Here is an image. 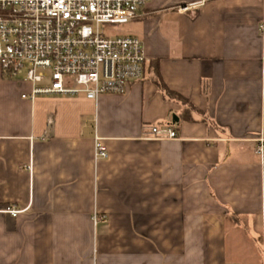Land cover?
<instances>
[{
  "label": "crops",
  "instance_id": "0c3cea01",
  "mask_svg": "<svg viewBox=\"0 0 264 264\" xmlns=\"http://www.w3.org/2000/svg\"><path fill=\"white\" fill-rule=\"evenodd\" d=\"M199 1L127 24L146 65L122 95L30 101L0 72V264H264V0L176 12Z\"/></svg>",
  "mask_w": 264,
  "mask_h": 264
},
{
  "label": "built area",
  "instance_id": "2783aa9c",
  "mask_svg": "<svg viewBox=\"0 0 264 264\" xmlns=\"http://www.w3.org/2000/svg\"><path fill=\"white\" fill-rule=\"evenodd\" d=\"M150 0H0V72L4 79L32 85L22 95L84 97L97 102L105 95H122L143 79L146 58L142 41L112 35L102 26L127 25ZM208 0L176 8L185 13ZM148 138L175 140L170 127H151ZM255 153L264 156V140ZM95 162L107 150L95 136ZM16 217L19 211L7 210Z\"/></svg>",
  "mask_w": 264,
  "mask_h": 264
},
{
  "label": "trees",
  "instance_id": "16d2710c",
  "mask_svg": "<svg viewBox=\"0 0 264 264\" xmlns=\"http://www.w3.org/2000/svg\"><path fill=\"white\" fill-rule=\"evenodd\" d=\"M153 82L163 97L169 100L176 101L183 106H188L189 108L193 109L192 106L188 103V101L185 98L181 97L180 95L172 92L171 90L167 88V86L161 80L159 74L156 75V77L153 79ZM188 120L192 121L191 119H188Z\"/></svg>",
  "mask_w": 264,
  "mask_h": 264
},
{
  "label": "rangeland",
  "instance_id": "374dc122",
  "mask_svg": "<svg viewBox=\"0 0 264 264\" xmlns=\"http://www.w3.org/2000/svg\"><path fill=\"white\" fill-rule=\"evenodd\" d=\"M102 29L109 31L112 35H128V25L102 26Z\"/></svg>",
  "mask_w": 264,
  "mask_h": 264
},
{
  "label": "water",
  "instance_id": "95a60500",
  "mask_svg": "<svg viewBox=\"0 0 264 264\" xmlns=\"http://www.w3.org/2000/svg\"><path fill=\"white\" fill-rule=\"evenodd\" d=\"M177 118L175 116H173V123L177 122Z\"/></svg>",
  "mask_w": 264,
  "mask_h": 264
}]
</instances>
